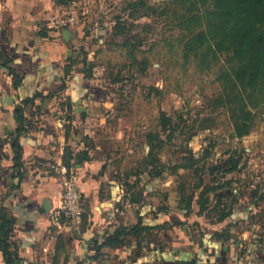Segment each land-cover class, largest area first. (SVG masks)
Segmentation results:
<instances>
[{
    "label": "crops",
    "instance_id": "crops-1",
    "mask_svg": "<svg viewBox=\"0 0 264 264\" xmlns=\"http://www.w3.org/2000/svg\"><path fill=\"white\" fill-rule=\"evenodd\" d=\"M59 7L55 0H0V218L11 219L9 255L0 249V264H264V179L248 174L211 191L202 210L200 189L181 193L170 175L127 177L114 166L96 133L102 130L91 127L112 105L71 71L73 31L53 24ZM116 132L109 137L119 140ZM65 163L81 191L78 222L52 217ZM126 183L133 203L123 201ZM118 203L122 214L108 217ZM138 221L148 231L95 254V244Z\"/></svg>",
    "mask_w": 264,
    "mask_h": 264
},
{
    "label": "rangeland",
    "instance_id": "rangeland-1",
    "mask_svg": "<svg viewBox=\"0 0 264 264\" xmlns=\"http://www.w3.org/2000/svg\"><path fill=\"white\" fill-rule=\"evenodd\" d=\"M200 1L67 0L56 18H74L66 25L73 31L69 67L88 76L112 105L103 117H93L91 127L102 130L96 133L124 174L154 170L147 166L153 153L148 135L157 134L154 155L162 176L187 188L200 180L238 182L248 174L263 180L264 103L241 137L232 135L231 111L218 104L224 84L235 89L230 79L238 61L231 49L217 47L226 31L233 35L235 18L216 14L210 0ZM119 28L124 32L117 34ZM161 113L172 133L162 129ZM102 119L105 129L98 125ZM114 132L119 140L109 137ZM236 156L238 171L209 172Z\"/></svg>",
    "mask_w": 264,
    "mask_h": 264
},
{
    "label": "trees",
    "instance_id": "trees-1",
    "mask_svg": "<svg viewBox=\"0 0 264 264\" xmlns=\"http://www.w3.org/2000/svg\"><path fill=\"white\" fill-rule=\"evenodd\" d=\"M67 0H55L56 4L59 6H64ZM213 4V9L216 14L221 17L229 18L233 16L235 18L234 24H232L233 29L232 36L228 34L229 31L223 35L224 44L222 45V40L220 44L217 42L218 49L223 48L224 51L232 50L234 58L237 59L238 65L233 67L232 72L234 76L231 77L230 83H234L235 89H229L224 84L223 91L221 94V99L219 100V106H223L231 111L230 119L232 121V135L236 137H241L249 133L251 126L254 123V118L258 114L261 105L264 103V0H210ZM202 3V0L200 1ZM116 24H119L117 22ZM224 28L229 26V22L223 20ZM121 28L116 32L117 34L123 33ZM214 45V44H213ZM70 58L68 59V61ZM88 77V76H87ZM161 125L163 130L172 133V130H168L170 125V119L165 116L164 113L160 114ZM17 118L19 124L22 123V114L17 113ZM23 125L19 126L18 133L20 129L22 130ZM169 133L167 135H169ZM149 144L151 152V162L150 166L154 169L149 172L150 177H161L163 175V170L160 165L159 160L154 155V147L158 143L160 146L158 135L149 134ZM152 142L155 146L151 145ZM12 148L14 150L15 166L20 167V146L17 138L12 142ZM241 162V156H236L235 158H226L222 161L220 166H212L210 173L215 174L216 171L222 168L224 173H233L239 170V164ZM65 167L69 168V164L65 163ZM145 173V171L141 172ZM127 177L130 175L137 174H125ZM235 181L230 178H221L219 180L211 179L207 182L200 180L199 183L193 184L189 189H200L198 202L201 205L202 210L206 209L205 206L208 202L206 197L207 193L211 191H216L217 189H222L226 187H231L232 183ZM257 189L259 185L255 186ZM125 194L123 196V201H128L133 203L136 200V195L132 191L133 185L130 183L125 184ZM178 188L182 193L186 185L178 183ZM193 193L189 194L187 199L191 201ZM117 205H120L119 203ZM216 206H219L216 204ZM220 211H224V208H220ZM221 218L225 216V212L220 213ZM11 219L7 217L0 218V249L9 255L7 248L9 246V226ZM148 227H143L141 222L138 221L135 225L122 226L117 229L113 234L105 237L103 242L98 245L95 244L94 250L95 254L100 251V247L103 246H118L123 244L124 238L127 235L132 237H139L144 231H148ZM11 261H9L10 264ZM180 264V263H175Z\"/></svg>",
    "mask_w": 264,
    "mask_h": 264
},
{
    "label": "built area",
    "instance_id": "built-area-1",
    "mask_svg": "<svg viewBox=\"0 0 264 264\" xmlns=\"http://www.w3.org/2000/svg\"><path fill=\"white\" fill-rule=\"evenodd\" d=\"M74 22L72 17L61 16L53 20V24L59 27H64ZM63 175L62 194L60 205L52 212L53 219L63 220L65 222H78L82 218L83 210L80 206L81 191L75 175L66 167L61 168ZM116 214H122L121 208L118 205L112 206L107 211V216L112 218Z\"/></svg>",
    "mask_w": 264,
    "mask_h": 264
}]
</instances>
